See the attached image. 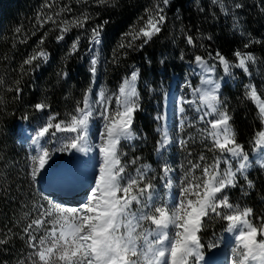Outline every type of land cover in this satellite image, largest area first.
<instances>
[{"label":"snow or ice","instance_id":"1","mask_svg":"<svg viewBox=\"0 0 264 264\" xmlns=\"http://www.w3.org/2000/svg\"><path fill=\"white\" fill-rule=\"evenodd\" d=\"M97 2L104 4L109 0ZM160 2L163 5L169 4V0ZM45 6L51 8L53 5L46 0ZM241 6L235 5L236 8ZM220 7L225 10L222 0ZM65 11L71 9L65 6L55 16L49 14L41 17L38 14L37 18L40 19L41 26L49 21L57 24L56 17ZM145 11L147 19L141 26L123 35L122 40L126 43L121 42L119 48H134L137 40H142L139 47L143 48L161 32L166 21L164 9L158 3ZM90 19L89 15L82 13L80 17L60 21L57 24L60 32L56 37L57 41L64 40L65 34L73 28H83ZM16 31L19 32L20 29L17 28ZM102 31L103 25L92 29L90 44H101ZM186 39L188 44H194L191 35ZM79 40V36L73 40L68 54L78 51ZM44 41L45 37H41L39 44L42 46ZM49 55L46 49L39 47L34 49V54L27 57L23 64L33 66L36 61L46 62ZM216 55L223 65V72L230 74L233 63L219 52ZM234 55L237 58L234 66L249 73V62L255 63L256 57L239 51ZM194 61L205 73L215 70L202 56L196 55ZM98 62V57L92 56L89 71L93 77L97 72ZM39 67L40 64L36 63L35 68ZM60 75L67 76V73L61 72ZM139 77L140 70L134 68L130 75L122 78L112 95H107V90L102 88L95 94V99L90 85L83 94L82 106L81 102H77L74 113H70L68 119L56 120L58 113L55 116L49 115L32 135L31 145L35 148V154L29 156L30 175L35 179L45 169L53 152L91 151L90 124L97 112L96 106L103 108L99 113L103 120V129L99 134L102 161L84 201L75 207L53 205L51 202L47 206L39 205V215L22 229L27 237V246L33 251L25 259L18 260V264H26V261L30 264H202L204 245L201 243V233L206 228V222L214 217L227 222V232L236 233L231 264H264V216L255 217L258 223H254L253 208L233 204L227 194V189L236 186L238 177H243L249 188L254 184L247 176L251 166L250 156L239 143L231 123L233 117L226 102L221 100V83L213 80L211 76L202 77L201 83L206 87L193 88V93L198 94L201 106L196 108L198 113H202L198 118L201 121L206 120L208 125L203 131L211 138L213 148L219 150L223 159L217 156L211 164L203 166L200 176L193 175L192 170L200 169L201 165L190 162L191 167L185 173L179 198L169 204L167 200L156 202V178L148 175L151 166L144 164L135 167L140 158L124 159L126 154L121 151L123 142L131 143L137 137L134 121L141 108L140 93L137 90ZM15 91L18 98L21 89L17 87ZM244 94L258 108L261 128L255 131L252 143L253 150L259 152L260 166L264 167V99H261L254 83L245 85ZM113 103L114 108L111 107ZM188 103L195 104L197 101ZM49 107L44 100L34 105L38 112H45ZM180 112H184L183 107ZM157 119L162 117L157 116ZM58 133L64 135L58 136ZM49 136L60 145L58 148L50 150L42 144ZM169 142L165 131L162 142H157L156 151L160 152ZM179 143L184 145L186 141L182 139ZM204 159L203 155L199 157L200 161ZM221 164L225 166L223 169ZM130 166L134 167V172H129ZM161 172L160 179L166 181L164 187L171 189L172 180L169 174L172 168L168 163H163ZM46 225L51 227H45ZM41 231L42 234L38 236L37 233ZM7 239V236L0 239V245L5 244ZM211 247L216 245L212 244Z\"/></svg>","mask_w":264,"mask_h":264},{"label":"trees","instance_id":"2","mask_svg":"<svg viewBox=\"0 0 264 264\" xmlns=\"http://www.w3.org/2000/svg\"><path fill=\"white\" fill-rule=\"evenodd\" d=\"M47 2L53 6L46 7V0H0V239L8 238L0 245V264H18L26 249L22 229L25 222L38 216L35 206L29 216H24V206L31 201L37 203L39 196L29 177L27 150L18 141L21 138L18 123L23 122L31 128L39 113L34 105L41 100L50 105L46 113L59 114L57 120L67 119L77 102L82 103L91 78L83 53L90 43L91 31L97 25H103L98 48L101 54L98 76L110 91L115 92L132 68L140 70L138 87L149 76L150 84H155L153 79L158 76L157 70L163 72L162 82L166 85L172 73L181 76L184 63L194 62V57L199 55L222 78L221 100L226 102L237 139L249 156L254 151L253 135L261 128L258 110L244 93L245 85L254 83L264 99L260 88L264 81V0H222L225 10H221V0L215 3L213 0H169L165 8L161 6L166 16L161 32L143 48L139 47L142 40H137L134 48L124 49L118 47L121 42L126 43L122 40L123 35L141 26L147 19L145 10L160 4V0H109L104 4L97 0ZM236 4L242 6L236 8ZM65 6L71 11L61 12L56 17L57 24L80 17L82 13L91 19L83 28H73L58 42L57 24L49 21L41 26L37 17L38 14L55 16ZM188 35L194 38V44L187 43ZM77 36L80 37L78 51L68 54ZM41 37H45L42 46L39 44ZM39 47L46 49L49 59L36 61L33 66L24 65L23 61ZM237 51L256 57L255 63L249 62L251 75L245 76L234 66ZM217 52L233 63L227 75L235 79L234 87L226 80ZM36 63L40 64L39 68H35ZM61 72H66L67 76L60 75ZM17 87L21 89L18 98ZM140 104L134 121L139 137L134 142L133 155L153 166L151 154L155 135L145 112L152 108L143 92ZM250 178L253 189L239 197L253 208L254 216H264V177L254 169ZM222 226L223 222H206L202 237L214 236Z\"/></svg>","mask_w":264,"mask_h":264},{"label":"rangeland","instance_id":"3","mask_svg":"<svg viewBox=\"0 0 264 264\" xmlns=\"http://www.w3.org/2000/svg\"><path fill=\"white\" fill-rule=\"evenodd\" d=\"M160 6H162L163 8L166 7L162 3H160ZM83 55L85 56V58H87V61H88V71L91 67L90 61H91L92 56L96 55L98 57V61H99L97 66H96L97 72L95 74L93 83H91L92 75L90 74V76H91L90 85L93 89V98L94 99L97 98L95 96V94L98 93L100 91V89H102V88L107 90V92H106L107 95H112L113 92L109 90V88H108L107 84L104 82V80L98 76V74L100 72V68H101L100 49L94 48L92 45L91 46L88 45V47H87L86 51L83 53ZM132 70H134V68ZM201 71H202L201 68H198L194 64V62H192V65L190 64V62H185L184 63V69H183L181 76H178L176 73H172L169 76V80H168L169 86L173 82L172 78H175V82H174V93L175 94H174L173 103H172L171 125H170V136L171 137L169 138V141H170L169 144L171 146H170V148L165 147L164 148L165 150L163 153L161 151L160 152L156 151V149L158 147L157 142L158 141L162 142L163 135H161V139H160L158 131L160 129L159 128L160 127L159 122L161 121V119L155 118V113H157L158 111L161 110V112H162L161 117H163V101H164L165 93L167 92L169 86L166 87L164 82H162L163 72H161L160 70H157V74H158L157 78L155 80L153 79V82H155V84H150L151 78L149 76V78L145 79L142 82L141 87H138V85H137V90L140 93V100H141V93L142 92L145 93L146 94V100H147V102L150 101V106L152 108L151 110L145 111L146 114H148V120L150 121L151 125L153 126V128H152L153 135H155L154 149H153V152L151 154L152 159L155 162V164L153 166H151V171L148 172V175L150 177L154 176L156 178L154 182L156 183L157 188H158V200L156 201L157 203H162L165 200H167L169 202V204H171V203H174L177 198H179L180 188L184 186L185 173L191 167L190 162L191 163H199L201 165L200 169H193L192 170L193 175L200 176L202 173L203 166H205L207 164H211L213 162L214 158H216L217 156H221L219 150L213 148V141L211 140V138L207 137L206 133L203 131L206 127H208V125H207L206 120L201 121L198 118L199 115H201L202 113H198L196 111V108L201 107V106L199 104L197 94L193 93V88H197V87L204 88V87H206L205 85H202V83H201L202 77L206 78L207 76H211V78L213 80L220 82L221 85H222V82H221L222 78L218 77L214 72H211L209 75H202ZM130 73H131V71L129 72V75H130ZM254 73L257 74V70H254ZM244 74H245V76H248V74L251 75L250 71H249V73L244 72ZM224 75H226V74H224ZM228 79H229V83L231 86L233 83L235 84V79L226 75V80H228ZM248 84H252V83L249 82ZM164 86H165V88H164ZM232 87H234V86H232ZM140 88H142V89H140ZM260 88L262 89V94L264 95V81L261 82ZM116 90L117 89H115V91ZM162 92H163V96L161 97ZM193 100H196L197 103H195V104L188 103V101H193ZM180 102L183 103V108L185 109V112L182 114L181 117L178 113ZM251 103L255 104L253 101H251ZM81 106H82V103H81ZM96 107H97V112L93 117L92 123H93V126L96 127V130L98 131L100 127H102V129H103V120H102L101 116L99 115V113L103 111V108L99 105H97ZM111 107H113V108L115 107L114 103L111 105ZM49 115L55 116L52 113H46V111L38 113L37 120L32 125V127L26 128L27 129L26 132L29 133L28 137L26 139L21 138L18 140L19 143L22 144V146L31 147L30 139H31L32 135H34L37 128L40 127L47 120V117ZM211 118L212 117H207V119H211ZM56 120H57V118H56ZM56 120H54L53 123H55ZM181 121H183L182 126H181ZM57 135L61 136L64 134L58 133ZM138 137H139V134H137L136 139L133 140L131 143H129V142H123L122 143L121 151L126 154L124 156V159L131 160L132 158L137 157V156L133 155V153L135 150L134 142L138 139ZM141 139H142V137H141ZM182 139L186 141V143L184 145H181L179 143V141ZM48 140H51L52 142L47 143ZM42 144L47 146L50 150L58 148L60 146L59 144H57L56 140L51 138L50 136L46 137L45 140L42 141ZM30 154H35V148L34 149L29 148V150L27 152L25 151V156H26V158H28L27 161H28V166H29V177H30V180L33 181L34 185L36 186V188L38 190V196H39L38 198L39 199H38L37 203L34 202L35 205L33 204V201H31L29 203V205L24 206V208H25L24 209V216L25 217H27L25 215V213L32 212L34 206L37 207L38 215H39V205L43 204V205L47 206L49 204V202H51V204H53V205H61L59 202L51 200L50 195L47 194L46 192H43L41 190V188L39 187L38 178L41 175L42 171L36 176L35 179H33L32 176L30 175V172H31V167H30L31 162L29 160ZM59 155L61 156L60 159H59ZM201 155H203L205 157V159L203 161L199 160V157ZM253 155H256L257 157L260 158L258 151H255V153ZM71 158H72V152L66 153L65 151H55L52 153L51 159L47 165L52 166V164H54L55 162H58V164H57V166H58L57 170L58 171L56 172V174H57L61 171L60 170L61 167L63 165H65L68 161H70ZM221 159H223L222 156H221ZM140 161H137V165L135 167H139L141 165H144ZM163 163H168L170 165V167L172 168V172L169 174V178L172 180L171 189H166L164 187V184L166 181H163L160 179V176L162 175L161 165ZM235 163H233L234 166H235ZM224 167H225L224 164H221V169H223ZM62 168H64V167H62ZM253 168H256L257 170H259L262 173V176H264L263 175L264 174V167L260 166V161H259L258 163L251 164V166L249 167L248 172H247L248 179H250V172ZM128 170H129V172H134V167L130 166ZM92 179L93 180L91 182V185L94 182V178H92ZM52 181H51V183H52ZM61 182H58V183H61ZM58 183H56V184H58ZM81 183H84V182H81ZM251 190H252V188H249L247 186V181L243 177H238V181H237L236 186L227 189V194L230 197V202H232L233 204L238 203L241 205V207H244L246 205V203L243 202L240 199V197L242 198V196H244L245 194H247V192H249ZM25 191H27V190H25ZM73 204H76V205H73V206L71 205L72 207L79 205L77 203H73ZM65 206H70V205H65ZM224 211H227V209H225ZM255 217H259V216L253 215V222L258 223V221L255 220ZM210 221H213L214 224L217 222H223L224 225H223V227H221L222 229L219 230L214 236H211L210 238H208V236L205 238L203 237V241L201 243L204 245L202 250H205V252H204V261L202 262V264H217L218 263V259L216 258V254H212V249H214L215 251H218L220 253V247H221L220 237L222 234L221 232L223 229H225L227 227L226 226L227 222L219 219L218 217L211 218ZM27 223L28 222H25L24 227L27 225ZM45 227H51V225H46ZM41 234H42V231L40 233H37L38 236ZM201 237H202V234H201ZM212 244H215L216 247H211ZM25 247H26V249L21 256V259H25L28 255V253L33 251L32 249L28 248V246H27V237L26 236H25ZM233 247H235V242L231 246L228 245L225 248V252H226L225 257H226V260L228 259V264H231V261H229V260L233 259V253H232ZM219 253H217V255ZM227 253H229V254H227ZM26 264H30V262L26 261ZM222 264H223V262H222Z\"/></svg>","mask_w":264,"mask_h":264},{"label":"bare ground","instance_id":"4","mask_svg":"<svg viewBox=\"0 0 264 264\" xmlns=\"http://www.w3.org/2000/svg\"><path fill=\"white\" fill-rule=\"evenodd\" d=\"M92 46L94 48H97V45H93ZM190 64L192 65V62H190ZM194 64L196 65L195 61H194ZM197 66V65H196ZM198 67V66H197ZM200 68V67H198ZM133 69V68H132ZM132 69L130 71H132ZM223 70V69H222ZM241 70V69H240ZM243 71V70H242ZM210 73H208L209 75ZM227 75V74H226ZM173 82L172 84L169 86L166 85V87H168V90L167 92L165 93V97H164V101H163V116L164 117H167V126L165 127L166 130H167V135L168 137L170 138V125H171V112H172V103H173V98H174V82H175V78H172ZM228 82H229V79H228ZM232 83V82H231ZM230 84V83H229ZM235 84L233 83L232 86H234ZM221 91V89H220ZM198 96V94H197ZM183 107V103L180 102L179 103V109H178V113L180 115V117L182 116V114L185 112V109H184V112L181 113L180 112V108ZM204 110H207L206 108ZM167 114V115H166ZM166 115V116H165ZM166 120V118H165ZM92 124V123H91ZM90 124V125H91ZM164 124V122H163ZM97 139V138H96ZM99 145H100V142L99 144H96V147L94 149H92L90 152H87V153H81V152H78L76 151V154H75V160H78V158L80 159H89L91 158L92 156H95L96 158H98V162L95 164V165H89V164H84V165H75L73 168L70 169V171L66 172V166H64V168H61L60 172L59 173H55V178H53V181L52 183L53 184H56L58 182H63L65 180H69V179H72L73 181H77V182H85V180H87L88 176L92 173V177L90 178V180H92V178H95L96 177V174H98V168H99V164L101 163L102 161V157L100 155V152H99ZM255 153V151H253V154ZM252 154V155H253ZM251 155V156H252ZM250 156V160H251V164L253 163H258L260 161V158L257 157L256 155H253L252 157ZM235 163V162H233ZM77 166V167H76ZM50 165H46L45 169L42 170L41 172V175L42 176H45L46 173L49 172L50 170ZM76 167V168H75ZM47 179V178H46ZM89 180V181H90ZM78 196V195H77ZM76 196V197H77ZM76 197H73L72 200L70 201V204H73L76 200ZM78 198V197H77ZM78 203V202H77ZM71 206V205H70ZM73 206V205H72ZM227 228V227H226ZM226 228L223 230L222 234H221V237H220V242H221V249H225L228 245H232L234 242H235V235L236 233H229L226 231ZM234 246V245H233ZM220 254V253H219ZM218 254V255H219ZM218 255L216 254V258L218 257ZM219 261V260H218Z\"/></svg>","mask_w":264,"mask_h":264},{"label":"built area","instance_id":"5","mask_svg":"<svg viewBox=\"0 0 264 264\" xmlns=\"http://www.w3.org/2000/svg\"><path fill=\"white\" fill-rule=\"evenodd\" d=\"M164 14V13H163ZM164 88H165V86H164ZM163 96V92H162V94H161V97ZM157 116H162V112H161V110L160 111H158L157 113H155V118H157ZM159 137H160V139H161V135L159 134ZM264 175V174H263ZM264 177V176H263ZM250 180H252L251 178H250ZM252 189H253V187H252ZM245 206H249L248 204H246Z\"/></svg>","mask_w":264,"mask_h":264}]
</instances>
